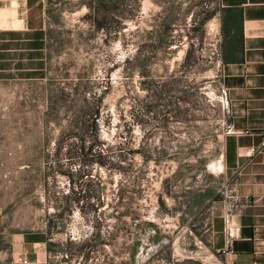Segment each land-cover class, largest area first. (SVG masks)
Here are the masks:
<instances>
[{"label": "rangeland", "instance_id": "1", "mask_svg": "<svg viewBox=\"0 0 264 264\" xmlns=\"http://www.w3.org/2000/svg\"><path fill=\"white\" fill-rule=\"evenodd\" d=\"M217 1L43 0L28 79L0 83V211L51 264H221Z\"/></svg>", "mask_w": 264, "mask_h": 264}, {"label": "crops", "instance_id": "2", "mask_svg": "<svg viewBox=\"0 0 264 264\" xmlns=\"http://www.w3.org/2000/svg\"><path fill=\"white\" fill-rule=\"evenodd\" d=\"M217 2L229 125L252 133L223 139L228 189L210 208L211 245L221 264H264V0ZM43 25V0H0V83L28 79L30 32ZM49 241L43 229L7 224L0 211V264H51Z\"/></svg>", "mask_w": 264, "mask_h": 264}, {"label": "built area", "instance_id": "3", "mask_svg": "<svg viewBox=\"0 0 264 264\" xmlns=\"http://www.w3.org/2000/svg\"><path fill=\"white\" fill-rule=\"evenodd\" d=\"M232 132L233 133H237V134H250V133H252L251 131H249L247 129H242V130L233 129L229 125L227 133H232ZM258 135L260 136V146L262 147V146H264V131L258 132ZM251 150H254V148L252 147ZM18 260L21 261V262H26V260L22 256H19Z\"/></svg>", "mask_w": 264, "mask_h": 264}, {"label": "trees", "instance_id": "4", "mask_svg": "<svg viewBox=\"0 0 264 264\" xmlns=\"http://www.w3.org/2000/svg\"><path fill=\"white\" fill-rule=\"evenodd\" d=\"M97 4H98L97 2H95V3H94V2H91V3L88 4L89 10H90L89 13H90L91 15L94 14V11H95L96 8H97ZM94 18H95V17L93 16V19H94ZM95 22H96V21H95ZM95 26H96V27H100L101 25H100V23H97V22H96V25H95Z\"/></svg>", "mask_w": 264, "mask_h": 264}, {"label": "bare ground", "instance_id": "5", "mask_svg": "<svg viewBox=\"0 0 264 264\" xmlns=\"http://www.w3.org/2000/svg\"><path fill=\"white\" fill-rule=\"evenodd\" d=\"M218 168H221V164L219 163ZM214 171V170H213Z\"/></svg>", "mask_w": 264, "mask_h": 264}]
</instances>
